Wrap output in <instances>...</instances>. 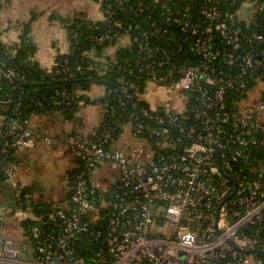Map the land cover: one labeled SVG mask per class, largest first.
I'll return each instance as SVG.
<instances>
[{
	"label": "built area",
	"instance_id": "built-area-1",
	"mask_svg": "<svg viewBox=\"0 0 264 264\" xmlns=\"http://www.w3.org/2000/svg\"><path fill=\"white\" fill-rule=\"evenodd\" d=\"M130 1L113 0L135 16L148 11ZM199 2L164 5L162 23L131 17L125 36L144 90L131 77L115 103L106 90L103 117L83 136L34 129L28 105L9 110L0 97L8 114L0 119V180L17 197L12 149L61 144L76 161L66 202L29 228V249L5 235L7 217L27 218L21 201L0 211V264H264V0ZM68 35L78 43L76 31ZM116 35L108 28L93 41ZM78 72L55 65L46 73L72 80ZM0 77L26 80L3 63ZM151 88L175 100L150 106L142 97ZM88 90L55 87L49 99L30 101L73 111L87 104Z\"/></svg>",
	"mask_w": 264,
	"mask_h": 264
},
{
	"label": "crops",
	"instance_id": "crops-1",
	"mask_svg": "<svg viewBox=\"0 0 264 264\" xmlns=\"http://www.w3.org/2000/svg\"><path fill=\"white\" fill-rule=\"evenodd\" d=\"M103 19V12L95 0H0V42L7 47H16L20 45L22 35H27L33 46L30 59L39 68L48 70L70 52L68 30L71 25L80 26L81 22L97 23ZM117 43L120 45L118 47L128 46L127 36H121ZM116 48L115 44L108 47L102 57H93L97 67H100L99 70L103 67L99 65L114 56ZM88 91L90 96H98L105 91V87L94 82ZM85 101L87 104L74 112L58 110L33 114L30 117V126L49 135L67 133L74 138L83 136L96 121L101 120L104 113L102 100ZM148 104L157 107L161 102ZM14 164L20 189L33 188L23 197L26 205L24 209L28 214L26 219L40 225L44 215L35 211L36 205L50 204L53 209L64 205L76 161L68 156L63 145L39 142L32 148L16 150ZM50 164L58 167L60 183L53 192L44 193L41 180ZM7 194H11L18 203L21 190L17 197L16 191H7L0 187V202L6 199ZM9 209L1 207L0 211L8 212ZM4 225L6 238L21 243L26 248L30 247L25 246L28 243V234L23 220L7 217Z\"/></svg>",
	"mask_w": 264,
	"mask_h": 264
},
{
	"label": "trees",
	"instance_id": "trees-1",
	"mask_svg": "<svg viewBox=\"0 0 264 264\" xmlns=\"http://www.w3.org/2000/svg\"><path fill=\"white\" fill-rule=\"evenodd\" d=\"M97 1V0H95ZM125 1V0H123ZM148 5V11L141 16H135L130 12H125L122 5H117L113 0H105V2L100 6L104 17L108 15L106 12V5L111 6L110 12H112L108 21H101L97 23L81 22L80 26L73 24L69 27V30L76 31L78 34V43L70 41V52L62 56L56 65H67L75 71L81 72L78 74L76 79L72 80H51L47 75L46 69H41L38 65L30 59L31 53L33 51V46L31 40L28 39L27 35H22L20 39V45L16 47H10L2 44L0 42V64L3 63L5 67H11L17 71L20 75L25 77V82H17L10 84L8 80L0 77V97L3 100H9V110L12 109L13 103L20 101L22 105H28V109L24 111L23 115L25 117H30L33 114H40L42 112L58 111V109H46L35 106L30 99H40L47 100L51 97L53 88L63 87L68 91H73L77 86H80L82 90L86 91L89 89L91 84L98 82L104 85L105 90L110 91L111 95L105 100H110L111 102H116L117 96L120 95L118 88L123 85L125 77H131L136 83V91L142 93L145 87V76L136 77L135 71L137 67L134 65V60L137 58L135 54V48L133 46H121L117 47L114 56L112 58H107L101 70L97 67V63L93 57H102L104 51L117 43V40L121 36H125V27L130 23L131 17L137 21L145 22L146 15L151 16L152 19H156L159 23H162L161 12H163V6H178L181 10L187 5H193L197 8L200 5L199 0H141ZM259 2L262 0H258ZM133 0L130 4H133ZM134 15V16H133ZM115 23H118L115 24ZM110 29L112 32H116L117 35L113 38H109L102 44H97L93 41V37L101 34L106 29ZM54 67V66H53ZM80 70H77V68ZM78 72V73H79ZM17 85L13 89V85ZM81 99L87 100L86 96H81ZM142 105L147 106L148 104L144 101L141 102ZM64 112H74L75 110H63ZM104 114V113H103ZM8 114L4 113L0 109V119L4 116V119ZM5 130V125L0 124V134ZM118 132L120 130L118 129ZM1 142V138H0ZM15 153L16 150H11ZM264 158L263 153L260 154V158ZM1 158V155H0ZM15 158L13 159V161ZM74 173V171H72ZM71 173V174H72ZM0 187L9 191L8 186L0 180ZM33 188H21V195H19L21 200V207L25 208L23 197L27 193H30ZM39 206V209H37ZM53 210L50 204H40L36 205L35 211L43 213L42 224L47 220L48 214ZM24 226H26L27 234L29 233V228L35 224L31 220H24Z\"/></svg>",
	"mask_w": 264,
	"mask_h": 264
},
{
	"label": "rangeland",
	"instance_id": "rangeland-1",
	"mask_svg": "<svg viewBox=\"0 0 264 264\" xmlns=\"http://www.w3.org/2000/svg\"><path fill=\"white\" fill-rule=\"evenodd\" d=\"M238 13L239 15H241L240 11H238ZM118 45L119 44L116 43V47H118ZM142 98L146 100V102H149L151 105H154L156 102L165 103L175 100L173 94L157 92L153 88L146 92V94H144ZM59 174L60 171L58 167H54L52 164H50L49 169L45 172L43 179L41 180V183H43L42 189L44 190V193H51L55 190V188H57L60 183Z\"/></svg>",
	"mask_w": 264,
	"mask_h": 264
},
{
	"label": "water",
	"instance_id": "water-1",
	"mask_svg": "<svg viewBox=\"0 0 264 264\" xmlns=\"http://www.w3.org/2000/svg\"><path fill=\"white\" fill-rule=\"evenodd\" d=\"M107 91L105 90L103 94L98 96H87V100L96 101V100H103L104 97H106ZM11 184H9L10 186ZM1 207H7V208H16L17 202L14 200L11 194H7L6 199L2 202H0V208Z\"/></svg>",
	"mask_w": 264,
	"mask_h": 264
},
{
	"label": "flooded vegetation",
	"instance_id": "flooded-vegetation-1",
	"mask_svg": "<svg viewBox=\"0 0 264 264\" xmlns=\"http://www.w3.org/2000/svg\"><path fill=\"white\" fill-rule=\"evenodd\" d=\"M22 188V187H21Z\"/></svg>",
	"mask_w": 264,
	"mask_h": 264
}]
</instances>
